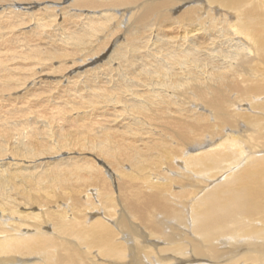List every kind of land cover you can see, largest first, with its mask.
Instances as JSON below:
<instances>
[{
    "label": "bare ground",
    "instance_id": "obj_1",
    "mask_svg": "<svg viewBox=\"0 0 264 264\" xmlns=\"http://www.w3.org/2000/svg\"><path fill=\"white\" fill-rule=\"evenodd\" d=\"M93 249L264 264V0H0V264Z\"/></svg>",
    "mask_w": 264,
    "mask_h": 264
},
{
    "label": "rangeland",
    "instance_id": "obj_2",
    "mask_svg": "<svg viewBox=\"0 0 264 264\" xmlns=\"http://www.w3.org/2000/svg\"><path fill=\"white\" fill-rule=\"evenodd\" d=\"M105 174V173H104ZM104 177H106L105 175H103ZM102 180H104L105 182H106V184H108V179L107 178H102ZM176 191H177V189H175ZM84 192H87V193H89L90 194V192H89V189H85L84 191H82L81 193H79L78 194V197H80V198H82V200H81V203H82V205H83V210L84 211H86V213L88 214V213H92V215L96 212V213H98L99 214V216H102L103 215V213H102V205L101 206H99L98 204H101L98 200L96 201V202H94V198H93V202L95 203V204H92L89 200H86V194L84 193ZM69 193L70 192H68L66 195H69ZM86 197V198H85ZM47 198L49 199V198H54L53 196H51L50 194L47 196ZM96 199V198H95ZM20 203H22V205H24V202L21 200L20 201ZM104 207V206H103ZM62 208V207H61ZM178 208H179V206H178ZM28 210V211H30V212H33V211H35L36 212V207H32V208H29V207H23V206H21V208H20V211H23V210ZM105 209V208H104ZM180 210L181 209H183V206L182 205H180V208H179ZM84 211H83V213H84ZM85 213V214H86ZM69 214H70V212L68 211V213H66V215L68 216V218L70 217L69 216ZM72 217V216H71ZM87 219H90L89 217L87 218ZM89 224V223H88ZM88 224H85V226H87ZM23 231H24V229H23ZM47 232H49V231H47ZM32 232H29V234H31ZM33 234V233H32ZM47 234V233H46ZM49 235H51V234H49ZM56 237H57V235H55ZM54 236V234H52L51 236H50V238L51 239H53L52 240V242L53 243H57L56 245L57 246H53V247H55L54 248V251H51V255L52 254H54V256H56L58 253H60V254H67L68 252L67 251H69V249H70V247H72L73 249H78L77 247H79L78 245V241H76V240H74L73 238H71L69 235H66V236H60V237H62V238H59V237H55ZM119 238H120V240H121V242H125V241H123V239L121 238V236H118ZM62 239V240H61ZM152 239H154V237L152 238ZM156 239V238H155ZM55 241V242H54ZM74 241V242H73ZM63 244H64V246H63ZM70 244V245H69ZM123 245L126 247V243L124 244L123 243ZM66 246V247H65ZM57 247V248H56ZM56 249H60V250H57L56 251ZM80 252H85V249H84V247H79V249H78ZM90 252H92V253H90ZM90 252H86L87 253V255H86V253H84L83 254V256L82 257H78V264H86L87 262H96V263H99V262H102V264H112L111 262L112 261H114V260H117V259H115V258H110V259H114V260H110L109 258H107V257H103L102 258V256H100V260H99V255L96 253V251H95V249H93V250H91ZM127 252V251H126ZM126 252H125V255H124V258H118V261L119 262H122V263H119L118 261H117V263H119V264H129L130 263V258H129V256L128 255H126ZM92 254V255H91ZM32 255V256H31ZM31 255H26L25 253H22V254H16V255H12V257H17V259H19V260H24V262H26L25 264H32V263H37V264H57L56 263V258L55 257H52L51 255H50V257H52L51 258V260L49 259V260H47L46 259V257L44 256L43 257V254H37V255H35V254H31ZM151 255H153V252H152V254ZM30 256V257H29ZM0 257H6V255H0ZM27 259V260H26ZM123 259V260H122ZM124 259H125V261H124ZM83 260V261H82ZM94 260V261H93ZM85 261V262H84ZM107 261V262H106ZM81 262V263H80ZM105 262V263H104ZM144 264H146L145 262H144ZM149 264V263H148ZM221 264H225V262H223V263H221Z\"/></svg>",
    "mask_w": 264,
    "mask_h": 264
}]
</instances>
